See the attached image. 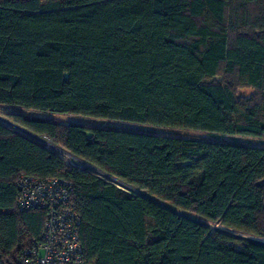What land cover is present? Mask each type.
I'll return each instance as SVG.
<instances>
[{"label":"trees","instance_id":"obj_1","mask_svg":"<svg viewBox=\"0 0 264 264\" xmlns=\"http://www.w3.org/2000/svg\"><path fill=\"white\" fill-rule=\"evenodd\" d=\"M0 105L138 190L0 124V256L42 237L45 211L15 207L31 174L71 184L88 264H264V243L227 232L264 238V145L26 114L264 141V0H0Z\"/></svg>","mask_w":264,"mask_h":264},{"label":"built area","instance_id":"obj_2","mask_svg":"<svg viewBox=\"0 0 264 264\" xmlns=\"http://www.w3.org/2000/svg\"><path fill=\"white\" fill-rule=\"evenodd\" d=\"M0 122L8 126V120L2 117ZM30 138L40 143L41 136ZM70 158L74 161L73 164L79 167L85 164L90 171L91 165L76 157ZM18 186L16 209L20 212L35 209L45 211L44 229L40 240L22 248L13 258L0 256V264H88L79 232L80 215L71 204V184L56 177L41 178L30 174L23 175Z\"/></svg>","mask_w":264,"mask_h":264},{"label":"rangeland","instance_id":"obj_3","mask_svg":"<svg viewBox=\"0 0 264 264\" xmlns=\"http://www.w3.org/2000/svg\"><path fill=\"white\" fill-rule=\"evenodd\" d=\"M251 91H252L251 89H240L239 90V95L248 96V95H250ZM15 111H17V109L14 108V107L1 106L0 105V117H2L3 119L8 120V127L12 128V129H15L16 132H18L20 134H24L23 133L24 131H22L21 129H19V128H17L15 126V122L14 121L7 119V116H6L7 113L15 112ZM26 114L39 116V117H42V116H44V117H53V118L61 120L64 123H81V124H85V125L100 126V127H102V126H120V127L132 128V129H137V130H142V131L154 132V133L163 134V135H176V136L197 137V138H211V139L225 140V141H244V142L255 144V145H264V141H262V140L249 138V137H243V136L210 135V134L203 133V132H198V131H186V130H177V129H172V128L157 127V126H150V125L122 123V122H119V121L99 120V119H94V118H91V117L79 116V115H56V114L44 113V112L43 113L30 112V113H26ZM24 135L28 136L26 134H24ZM45 140H47V139H45ZM39 142L41 144H43L44 146L50 148L51 150L55 151L60 156H63V154H62L63 150H61L62 149L61 147L57 146L55 148V147H52L49 144H46V143H44L42 141H39ZM66 160L69 163H71V164L74 163L72 158L69 159V156H68V159H66ZM81 167L82 168H87V166H85V164H81ZM89 169L91 171H97L96 173L98 175L104 177V179H107L108 181H110L113 184L119 186L120 188H123L124 190H127V191H129V192H131L133 194L138 193L136 190H134V188L128 187L127 185H125L123 183L121 184L117 179H115L112 176H109L107 174H104L103 172L97 170L94 167L89 166ZM195 219L205 223L206 225H208L212 229H224V230H226L220 224L206 221L205 219L200 218V217H195ZM227 232H232V233H235V234H238V235H241V236H245V237L254 238V239H257V240L264 241V238H262V237H258V236H254V235H250V234H246V233H242V232H237V231H234L232 229H227Z\"/></svg>","mask_w":264,"mask_h":264},{"label":"water","instance_id":"obj_4","mask_svg":"<svg viewBox=\"0 0 264 264\" xmlns=\"http://www.w3.org/2000/svg\"><path fill=\"white\" fill-rule=\"evenodd\" d=\"M15 126L17 127V128H19V129H21L22 131H24L23 133L24 134H26V135H28V136H31V137H33V138H37V137H40V136H38V135H36V134H34V133H32V132H30L29 130H27V129H25V128H23V127H21V126H19V125H16L15 124ZM10 128V127H9ZM12 129V128H11ZM12 130H14V131H16L15 129H12ZM40 144V143H39ZM42 145V144H41ZM44 146V145H43ZM45 147V146H44ZM46 148V147H45ZM48 149V148H47ZM50 150V149H49ZM51 151H53V150H51ZM66 152V151H65ZM66 154H68L69 156H72V157H75L74 155H72V154H70V153H68V152H66ZM58 155V154H57ZM80 160V159H79ZM86 164H88V163H86ZM88 165H90V164H88ZM92 166V165H91ZM92 173V172H91ZM112 176V175H111ZM120 180V179H119ZM121 182H123V181H121ZM125 185H127L128 187H131V188H134V187H132V186H130V185H128L127 183H125V182H123ZM121 189V188H120ZM134 190H136L137 192H138V190L136 189V188H134ZM169 209H172V210H175V209H173V208H171V207H168ZM176 211V210H175ZM186 217H189L190 219H193V220H196V219H194V218H192V217H190V216H187L186 215ZM228 233H230V234H234V235H236V236H240V237H243V238H247V239H249V240H254V241H259V242H262V243H264V241H261V240H257V239H254V238H249V237H245V236H241V235H238V234H235V233H232V232H228Z\"/></svg>","mask_w":264,"mask_h":264},{"label":"crops","instance_id":"obj_5","mask_svg":"<svg viewBox=\"0 0 264 264\" xmlns=\"http://www.w3.org/2000/svg\"><path fill=\"white\" fill-rule=\"evenodd\" d=\"M0 124L3 125V126H5V127H8V126L4 125V124L1 123V122H0ZM17 133H18V132H17ZM19 134H20V133H19ZM21 135L25 136L24 134H21ZM25 137L29 138L28 136H25ZM29 139H31V138H29ZM0 189H2V190H6V185L1 184V185H0ZM5 197H6V196L3 195V194L0 192V200H1V201H6V200H5ZM7 199H8V195H7ZM6 209H8V208H6Z\"/></svg>","mask_w":264,"mask_h":264},{"label":"bare ground","instance_id":"obj_6","mask_svg":"<svg viewBox=\"0 0 264 264\" xmlns=\"http://www.w3.org/2000/svg\"><path fill=\"white\" fill-rule=\"evenodd\" d=\"M40 141H42V142H44V143H46V144H49L50 146H52V147H57L56 145H54V144H51L50 142H47V141H45L44 139H40ZM61 150H63V149H61ZM62 154H63V156H64V158L65 159H68V155L66 154V152L63 150L62 151ZM92 167V166H91ZM93 172H97V171H93ZM113 177V176H112ZM113 178H115V177H113ZM115 179H117L121 184L123 183V182H121L118 178H115ZM124 184V183H123Z\"/></svg>","mask_w":264,"mask_h":264}]
</instances>
